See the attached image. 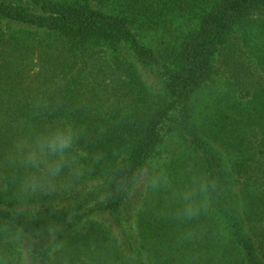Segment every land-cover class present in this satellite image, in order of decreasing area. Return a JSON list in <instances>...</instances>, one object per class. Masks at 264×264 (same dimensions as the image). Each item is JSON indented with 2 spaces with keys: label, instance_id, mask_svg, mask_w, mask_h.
Instances as JSON below:
<instances>
[{
  "label": "trees",
  "instance_id": "trees-1",
  "mask_svg": "<svg viewBox=\"0 0 264 264\" xmlns=\"http://www.w3.org/2000/svg\"><path fill=\"white\" fill-rule=\"evenodd\" d=\"M0 15L28 26L0 23V159L28 123H70L86 169L28 201L0 175V205L69 202L0 209V264H264V0H0ZM152 161L176 189L189 168L218 178L210 211L176 221L171 191L145 185Z\"/></svg>",
  "mask_w": 264,
  "mask_h": 264
},
{
  "label": "clouds",
  "instance_id": "clouds-1",
  "mask_svg": "<svg viewBox=\"0 0 264 264\" xmlns=\"http://www.w3.org/2000/svg\"><path fill=\"white\" fill-rule=\"evenodd\" d=\"M33 108L36 114H40L49 109V104L38 101ZM82 135L83 129L70 123L45 131H38L28 123L26 132L16 138L11 149L0 159V175L14 185L17 199L24 201L39 195H51L74 184L82 179L86 171L76 155H85L78 149ZM95 159L98 161L101 157L97 155ZM160 167V163L152 161L143 179L151 190H170L172 198L180 202L173 213L176 221L188 223L210 211L213 196L220 187L218 178L189 168L188 182L176 189L165 171H156ZM7 187L5 183L4 190ZM120 190L121 185H118L117 191ZM105 198L104 195L100 197L101 200ZM194 235V231H189L182 238L191 239Z\"/></svg>",
  "mask_w": 264,
  "mask_h": 264
},
{
  "label": "rangeland",
  "instance_id": "rangeland-1",
  "mask_svg": "<svg viewBox=\"0 0 264 264\" xmlns=\"http://www.w3.org/2000/svg\"><path fill=\"white\" fill-rule=\"evenodd\" d=\"M7 22H11V24L17 28L28 27L26 25H22L19 22L10 21L7 17L0 15V23L6 24ZM220 66H221L220 56L217 54V56L215 57V60H214L213 68H214V74H216L219 79H220L221 71H219L218 69H220ZM207 91H208V89H206L205 92H203L202 95H200V96H202L203 98L208 97ZM173 145L170 144V147H173ZM102 182H103L102 178L94 179V180L87 182L85 185L82 186V188L84 190L90 191V190L94 189L97 185H100ZM68 206H69V202H55V203L26 205V206H20V207H6L3 205H0V209L3 211H6V212H11V213H17L20 211H33L34 212V211H38V210L47 211L49 213H59L60 211L66 209Z\"/></svg>",
  "mask_w": 264,
  "mask_h": 264
}]
</instances>
